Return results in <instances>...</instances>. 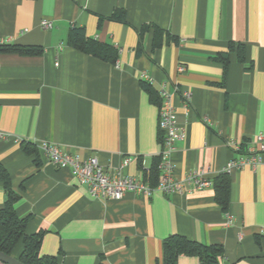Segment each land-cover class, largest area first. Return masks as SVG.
I'll return each instance as SVG.
<instances>
[{"label":"crops","instance_id":"crops-1","mask_svg":"<svg viewBox=\"0 0 264 264\" xmlns=\"http://www.w3.org/2000/svg\"><path fill=\"white\" fill-rule=\"evenodd\" d=\"M120 12L125 22L112 19ZM43 20L52 29H42ZM73 29L117 49V62L71 47ZM0 42L43 48L39 56L0 52V132L9 136L0 165L27 233H44L43 256L59 264H164V241L180 235L222 246V264H264V167L228 174L226 211L213 184L240 156L235 146L264 137V0H0ZM230 43L245 47L244 62L235 50L224 68L215 59ZM163 84L186 133L171 154L174 176L204 172L211 186L93 200L40 150L57 145L110 170L130 159L123 173L144 181L162 150L160 107L147 87L159 93ZM5 199L0 181V208ZM177 264L201 263L181 256Z\"/></svg>","mask_w":264,"mask_h":264},{"label":"trees","instance_id":"trees-1","mask_svg":"<svg viewBox=\"0 0 264 264\" xmlns=\"http://www.w3.org/2000/svg\"><path fill=\"white\" fill-rule=\"evenodd\" d=\"M112 19L118 22H125V15L123 12H120L119 14H115ZM148 29V27H143L140 32L141 44L139 51L141 50L143 36ZM68 44L77 51L105 62L115 64L118 60L119 52L117 49L87 38L82 29H73L71 31L68 37ZM154 45L160 46L161 43L156 42ZM235 50L239 61L244 62L245 47L235 43H230L229 51L219 54L215 60L220 62L224 68H227L229 55ZM0 52L14 53L21 56H39L43 53V48L36 46L0 45ZM148 86L147 91L150 94L152 102L161 107V96L150 85ZM160 138L162 142L161 134ZM248 144H241V154H245ZM23 150L28 154L37 152V149L31 145H24ZM160 162L161 159L157 157L151 169L144 171V181L152 187H156L158 184ZM0 181L3 183L6 194L4 206L0 208V252L17 258L23 264H59L56 257L43 256L41 254L43 232L35 234L27 233L26 219L19 218L15 210V204L19 200V195L13 191L10 177L1 165ZM213 184L216 192V201L221 209L226 211L229 206L231 187L229 175L225 173L219 175L215 178ZM181 256L197 257L201 264H222L224 249L219 245H204L185 236L172 235L168 237L164 241V264H177Z\"/></svg>","mask_w":264,"mask_h":264},{"label":"built area","instance_id":"built-area-1","mask_svg":"<svg viewBox=\"0 0 264 264\" xmlns=\"http://www.w3.org/2000/svg\"><path fill=\"white\" fill-rule=\"evenodd\" d=\"M53 27L51 21L43 20L41 28L50 30ZM10 42H0V45H9ZM183 72L184 68L181 67ZM159 95L162 98V105L159 109V131L162 135V150L157 157L161 159L159 169L160 177L156 187L150 186L147 182L131 175H125L123 168L131 160L126 159L124 164L117 169H107L100 165L96 157L83 159L79 155L70 153L57 145L43 143L40 150L45 158L55 167L70 170L72 176L79 184L86 187L88 195L93 200H122L126 194L132 193L139 197L150 198L155 193L170 195L174 193H187L193 190H201L212 185L204 172L191 171L182 180L174 176L175 164L171 160V154L175 150V144L184 140L186 133L178 123L175 108L172 103L171 94L163 84ZM183 104L189 108L191 93L183 91L180 93ZM9 138L7 134L0 132V142ZM235 150L240 154L238 158L230 161L222 174H230L232 171L241 170L246 166L255 167L264 161L260 157L264 155V137L257 135L249 142L245 154H241V145L235 146ZM232 218L228 219L231 224ZM264 235V229L261 231ZM0 264H4L0 262Z\"/></svg>","mask_w":264,"mask_h":264},{"label":"water","instance_id":"water-1","mask_svg":"<svg viewBox=\"0 0 264 264\" xmlns=\"http://www.w3.org/2000/svg\"><path fill=\"white\" fill-rule=\"evenodd\" d=\"M0 262L4 264H23L17 258L0 252Z\"/></svg>","mask_w":264,"mask_h":264}]
</instances>
